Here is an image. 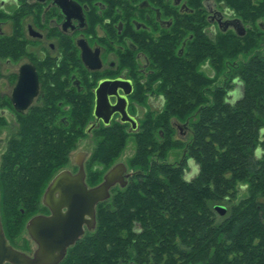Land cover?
I'll list each match as a JSON object with an SVG mask.
<instances>
[{
  "label": "trees",
  "instance_id": "obj_1",
  "mask_svg": "<svg viewBox=\"0 0 264 264\" xmlns=\"http://www.w3.org/2000/svg\"><path fill=\"white\" fill-rule=\"evenodd\" d=\"M214 1L239 17L247 33L196 35L188 58L164 67L163 80L174 87L162 117L149 118L136 135L130 165L139 173L98 204L96 227L69 247L60 264H264V0ZM63 112L53 97L49 110L36 112L34 131L23 125L26 132L0 168L2 224L17 248L24 245L15 240L13 217L25 231L26 221L44 209L41 195L61 169L57 165L74 149L70 130L86 136V121L74 115L70 126L60 118ZM173 118L188 122L191 131L188 141H179L185 152L178 163L167 160L159 141L160 129L175 133ZM113 129L107 145L95 150L100 157L108 154V144L130 136ZM145 142L156 145L148 156ZM140 153L143 163L136 162ZM104 170L90 177L94 183ZM219 203L226 207L223 215Z\"/></svg>",
  "mask_w": 264,
  "mask_h": 264
},
{
  "label": "flooded vegetation",
  "instance_id": "obj_2",
  "mask_svg": "<svg viewBox=\"0 0 264 264\" xmlns=\"http://www.w3.org/2000/svg\"><path fill=\"white\" fill-rule=\"evenodd\" d=\"M234 17L213 0H0V168L12 143L26 132L23 125L34 131L36 112L49 110L53 97L63 106V121L71 126L74 115L86 121L85 137L99 135V142L113 128L136 137L149 118L164 113L166 93L174 87L163 80L164 67L178 57L187 59L196 35L216 39L230 30L223 31L220 22ZM45 118L51 121L50 115ZM172 127L182 135L191 132L188 122L181 125L175 118ZM159 132L163 141L165 133ZM70 134L78 137L77 144L47 182L44 209L29 220L51 215L44 197L59 173L76 175L83 165L89 188L120 163L126 185L139 173L118 158L94 183L90 177L104 169L91 159L97 146L83 149L78 129ZM119 186L110 188L111 196ZM32 241L31 252L18 249L33 255L38 245Z\"/></svg>",
  "mask_w": 264,
  "mask_h": 264
},
{
  "label": "water",
  "instance_id": "obj_3",
  "mask_svg": "<svg viewBox=\"0 0 264 264\" xmlns=\"http://www.w3.org/2000/svg\"><path fill=\"white\" fill-rule=\"evenodd\" d=\"M220 24L223 31L232 28L239 36L247 33L239 17L226 19ZM26 106L21 104V108ZM121 111L128 116L125 110ZM105 123H108L107 119ZM125 170L123 163L116 165L106 173L99 185L91 188L85 181L83 165L76 175L65 171L55 176L44 197V204L50 208L51 215H37L27 223V230L38 245L33 255L10 243L0 214V264H60L69 247L85 234L86 228L92 230L96 227L97 205L110 198V188L118 182L123 187L126 185ZM216 209L222 215L226 212L223 205H217Z\"/></svg>",
  "mask_w": 264,
  "mask_h": 264
},
{
  "label": "rangeland",
  "instance_id": "obj_4",
  "mask_svg": "<svg viewBox=\"0 0 264 264\" xmlns=\"http://www.w3.org/2000/svg\"><path fill=\"white\" fill-rule=\"evenodd\" d=\"M223 9H226V11H227L228 14L229 13L231 14V12H232L231 10H229L226 7H223ZM245 26H246V28H248L247 25H245ZM231 30H233V29L231 28ZM209 83L211 84V82H209ZM213 86L214 85L212 83V85H210V88L211 89H209V94L208 95L210 97H209L208 100H211L212 99L211 91H212V87ZM237 89L239 90V93H241V91H242V85L240 83L237 84ZM197 102H198V100L196 101V99H192V103L191 104H193V103L195 104ZM199 103H202V101H200ZM180 123L182 125V123H185V122H180ZM7 129H9V128H7ZM9 130H11V129H9ZM2 136L5 137L4 136V133L2 134ZM96 136L98 137L99 135H96ZM96 136L95 137L94 136L84 137V139L81 140V143H80L82 145L83 149H88V150L90 149L91 150L94 146H97V148L98 147L99 148H102L103 147V145H102L103 142L104 143L106 142L105 143L106 145H107V142H109L108 141V137L104 133L100 136V137H105L106 136L105 139H103L104 141L101 140L99 142H96V139H97ZM136 138L137 137H135V136H133V137H130L129 136V137L121 138V139H119L120 141H119V143H117V145L115 147L114 146H110V144H108L109 145V151L107 152L108 154L104 155L103 157H100L99 154H97L98 152L95 151L96 149H94V154H92L91 159H92L93 162H96L100 167H102V168L104 167L105 170L103 172H106V170H108V168L118 158L121 159L122 161H125L129 165V167H131L129 169V170H131L133 168V166L130 165V163H132V162H130V159L136 154V151L138 149V142H137V139ZM190 138H191V132H188L186 135H182L179 132H175L174 134L173 133H168L167 135L165 134V136L163 137V140L164 141H163V144L162 145H163V147H165V146L167 147V160L170 161V162H172V163H178L179 161H181L182 157L184 156L185 146H180L179 145V141L180 140L181 141H188ZM77 140H78V137L77 138L75 137V138H73L72 142H75L77 144ZM149 143H151V142L149 141ZM149 143L148 142H145L144 143L146 145V147H148L147 149L143 150L145 156H148L149 152H151L154 149V147L156 146L154 144V146L152 147V145L149 144ZM12 144H14V143H12ZM148 158L150 160L151 159V156H149ZM107 159H109V160H107ZM110 159H112V160H110ZM143 160H144L143 153H140V155L138 156L136 162L139 161L140 163H143ZM60 164L61 163H59L57 165V167L60 166ZM52 177H53V175H52ZM112 194H115V193H112ZM262 201H264V198L262 199ZM219 205H220V203H219ZM221 205H222V203H221ZM16 219L17 218L14 219V217H13L14 222L18 223V221ZM27 221H26V223H27ZM16 223H15L16 230H14L15 231L14 232V235L17 237V239H15V240L21 246L24 245V249H26L27 252H31L33 250V248L35 247V244H34V242L32 241V239L29 237V235L27 233L26 223H25V231H23V229H19V227L16 226ZM16 234H18V235H16Z\"/></svg>",
  "mask_w": 264,
  "mask_h": 264
}]
</instances>
